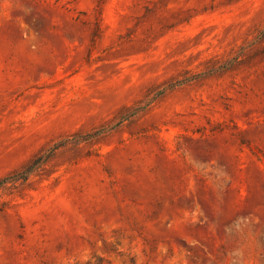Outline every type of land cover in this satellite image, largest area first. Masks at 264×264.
<instances>
[{
    "label": "rangeland",
    "instance_id": "rangeland-1",
    "mask_svg": "<svg viewBox=\"0 0 264 264\" xmlns=\"http://www.w3.org/2000/svg\"><path fill=\"white\" fill-rule=\"evenodd\" d=\"M61 141L0 264H264V0H0V179Z\"/></svg>",
    "mask_w": 264,
    "mask_h": 264
},
{
    "label": "trees",
    "instance_id": "trees-1",
    "mask_svg": "<svg viewBox=\"0 0 264 264\" xmlns=\"http://www.w3.org/2000/svg\"><path fill=\"white\" fill-rule=\"evenodd\" d=\"M189 78H184V79H179L175 82L170 83L169 88H173L175 86H179L183 84L184 82L188 81ZM165 91L163 89L159 90L156 92L154 99L157 98L158 96L162 95ZM151 101L147 103L150 104ZM147 105H141L137 107L132 113L122 115L120 120L113 126V128L119 126L123 121L128 120L132 118L135 114H137L139 111L144 110ZM104 128H100L95 130L92 133L87 134L86 136L82 137L84 139H89L93 137H97L102 134ZM66 144V141H61L59 143H55L52 147L44 151L42 154L38 155L35 157L26 167L23 169L16 171L10 175L4 176L0 179V189L4 188L7 183H21L26 181L29 176L37 170L45 161H47L51 156H53L61 147H63Z\"/></svg>",
    "mask_w": 264,
    "mask_h": 264
}]
</instances>
